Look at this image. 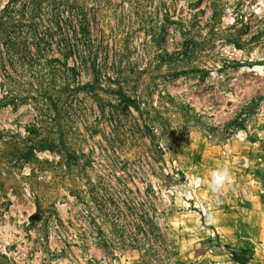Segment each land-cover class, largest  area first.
Here are the masks:
<instances>
[{"label":"rangeland","instance_id":"rangeland-1","mask_svg":"<svg viewBox=\"0 0 264 264\" xmlns=\"http://www.w3.org/2000/svg\"><path fill=\"white\" fill-rule=\"evenodd\" d=\"M0 21V264H172L189 180L208 219L212 170L251 180L264 0H0Z\"/></svg>","mask_w":264,"mask_h":264},{"label":"crops","instance_id":"crops-1","mask_svg":"<svg viewBox=\"0 0 264 264\" xmlns=\"http://www.w3.org/2000/svg\"><path fill=\"white\" fill-rule=\"evenodd\" d=\"M262 123L263 119L254 133L264 139ZM247 149L253 169L244 176L251 180L243 186V180L236 177L235 183L227 185L223 207L215 209L206 221L196 212L172 219L171 233L178 252L172 264H264V140ZM121 261L147 264L137 253H125Z\"/></svg>","mask_w":264,"mask_h":264},{"label":"built area","instance_id":"built-area-1","mask_svg":"<svg viewBox=\"0 0 264 264\" xmlns=\"http://www.w3.org/2000/svg\"><path fill=\"white\" fill-rule=\"evenodd\" d=\"M243 133L244 132L238 133V138L240 141H245L247 139L245 135H242ZM203 185V179L201 177H193L191 180H189V183L186 186V190L183 193V197H185L187 208L193 207L196 210V213L198 214L200 219L206 221L210 214V208L208 205L211 204L213 198L209 200L210 203H207L198 196V192L202 189ZM217 194L218 193H215L214 195L217 196ZM221 194L224 196V192ZM177 195V189H172L169 192L170 197H176Z\"/></svg>","mask_w":264,"mask_h":264},{"label":"trees","instance_id":"trees-1","mask_svg":"<svg viewBox=\"0 0 264 264\" xmlns=\"http://www.w3.org/2000/svg\"><path fill=\"white\" fill-rule=\"evenodd\" d=\"M5 11V10H4ZM2 20V19H1ZM10 28H7L5 22L2 23V21H0V39L5 40L6 38L8 39V30ZM8 35V36H7ZM7 51L10 54H13L14 50L11 47H7ZM117 96H119V100H120V106H124L123 109L121 111H130V110H135L137 112H141V108H140V103L137 100V98L129 96L124 89L120 88L119 91H117ZM120 109H118L117 111H119ZM50 148V150H53L52 147H48V146H41L39 149L40 150H45ZM29 157H32L34 154V148L31 147L29 148Z\"/></svg>","mask_w":264,"mask_h":264},{"label":"clouds","instance_id":"clouds-1","mask_svg":"<svg viewBox=\"0 0 264 264\" xmlns=\"http://www.w3.org/2000/svg\"><path fill=\"white\" fill-rule=\"evenodd\" d=\"M210 175L211 181L209 186L214 192H219L224 189L226 185H231L233 183V177L226 165L212 170Z\"/></svg>","mask_w":264,"mask_h":264}]
</instances>
